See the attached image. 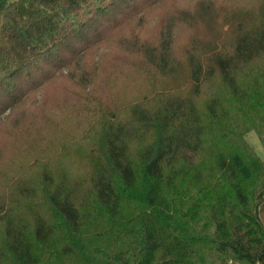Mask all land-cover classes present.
Wrapping results in <instances>:
<instances>
[{"label": "trees", "instance_id": "16d2710c", "mask_svg": "<svg viewBox=\"0 0 264 264\" xmlns=\"http://www.w3.org/2000/svg\"><path fill=\"white\" fill-rule=\"evenodd\" d=\"M250 131L264 0H0V264H264Z\"/></svg>", "mask_w": 264, "mask_h": 264}, {"label": "rangeland", "instance_id": "374dc122", "mask_svg": "<svg viewBox=\"0 0 264 264\" xmlns=\"http://www.w3.org/2000/svg\"><path fill=\"white\" fill-rule=\"evenodd\" d=\"M188 1H190V0H185V2H188ZM215 3H217V7H219V5L221 4L220 2H215ZM153 19H154V15H150L148 17L149 21H152ZM133 23H135V22H133ZM137 27L138 26H136V28ZM189 36H190V31L188 29H181L177 33V40L175 42V50L176 51H178L180 48H182L185 39L189 38ZM96 55H99V53H97ZM92 58H93V56L90 55L88 57V60H92ZM107 64H105V67L107 69H109L110 71H112V75L106 76L105 73H102L101 78L99 80L100 74L98 73V75H97V81L99 82L98 85L102 86V88H103L102 90L104 91V93L106 95L107 94L110 95L111 93H113V96L111 98H114V97L119 98L120 95L122 97H124L127 93H129L130 90H127L123 93L124 89H126L125 84L129 83V82H127V79L119 73L120 69L117 66H119L120 64L109 63L111 65V67L108 66ZM55 92H56V90H55ZM56 96H57V94L50 95L46 102L50 103L51 101H53L56 98ZM36 97H38V96H36ZM244 137H245L246 142L254 149V151L257 153V155L262 160H264V148L261 145L257 135L253 131H250V132H247ZM263 196H264V190H263ZM260 215H261V220H262V223L264 226V208H262Z\"/></svg>", "mask_w": 264, "mask_h": 264}]
</instances>
